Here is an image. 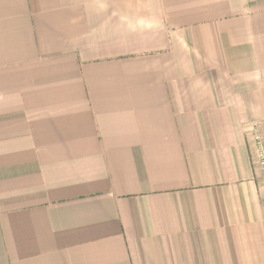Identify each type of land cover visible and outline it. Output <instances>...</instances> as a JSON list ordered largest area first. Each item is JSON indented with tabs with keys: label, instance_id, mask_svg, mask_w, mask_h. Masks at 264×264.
Here are the masks:
<instances>
[{
	"label": "crops",
	"instance_id": "1",
	"mask_svg": "<svg viewBox=\"0 0 264 264\" xmlns=\"http://www.w3.org/2000/svg\"><path fill=\"white\" fill-rule=\"evenodd\" d=\"M264 0H0V264H264Z\"/></svg>",
	"mask_w": 264,
	"mask_h": 264
},
{
	"label": "built area",
	"instance_id": "2",
	"mask_svg": "<svg viewBox=\"0 0 264 264\" xmlns=\"http://www.w3.org/2000/svg\"><path fill=\"white\" fill-rule=\"evenodd\" d=\"M256 146L258 150V160H259V166L262 170L263 176H264V149L262 147V143L260 138L256 137Z\"/></svg>",
	"mask_w": 264,
	"mask_h": 264
}]
</instances>
